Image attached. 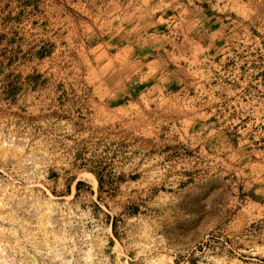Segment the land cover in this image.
Instances as JSON below:
<instances>
[{
	"label": "rangeland",
	"instance_id": "obj_1",
	"mask_svg": "<svg viewBox=\"0 0 264 264\" xmlns=\"http://www.w3.org/2000/svg\"><path fill=\"white\" fill-rule=\"evenodd\" d=\"M0 264H264V0H0Z\"/></svg>",
	"mask_w": 264,
	"mask_h": 264
}]
</instances>
